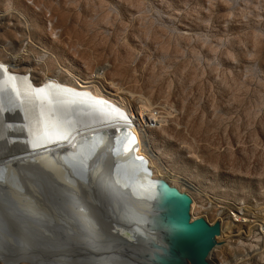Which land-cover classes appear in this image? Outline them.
Here are the masks:
<instances>
[{
  "label": "rangeland",
  "instance_id": "1",
  "mask_svg": "<svg viewBox=\"0 0 264 264\" xmlns=\"http://www.w3.org/2000/svg\"><path fill=\"white\" fill-rule=\"evenodd\" d=\"M0 14L8 69L76 74L153 119L154 175L222 223L210 264H264V0H0Z\"/></svg>",
  "mask_w": 264,
  "mask_h": 264
},
{
  "label": "water",
  "instance_id": "2",
  "mask_svg": "<svg viewBox=\"0 0 264 264\" xmlns=\"http://www.w3.org/2000/svg\"><path fill=\"white\" fill-rule=\"evenodd\" d=\"M118 133L64 151L60 163L40 154L0 165V264H210L221 221L193 218L192 195L154 180L133 151L126 158ZM115 187L133 202L112 198ZM72 192L90 208L93 243Z\"/></svg>",
  "mask_w": 264,
  "mask_h": 264
},
{
  "label": "bare ground",
  "instance_id": "3",
  "mask_svg": "<svg viewBox=\"0 0 264 264\" xmlns=\"http://www.w3.org/2000/svg\"><path fill=\"white\" fill-rule=\"evenodd\" d=\"M21 75L30 76L26 70L8 69L0 62V165L40 154L60 163L66 151L76 154L83 144L93 142L97 134L117 131L126 138V158L133 151L154 180H160L155 172L166 175L158 167L159 154L153 148V119L143 115V108L140 114L132 109L129 112L125 104L117 103L114 96L120 94L118 91L110 90L111 97L107 98L91 88L90 80L76 74L78 83L74 79L71 86H61L49 78L33 84ZM15 144L21 148L16 149ZM90 165L100 174L98 163ZM111 195L124 203L132 200L121 187L113 188ZM70 198L90 237L88 241H94L96 226L89 206L77 192H72ZM137 207L133 206L131 213L138 214ZM235 220L241 217L236 215Z\"/></svg>",
  "mask_w": 264,
  "mask_h": 264
},
{
  "label": "built area",
  "instance_id": "4",
  "mask_svg": "<svg viewBox=\"0 0 264 264\" xmlns=\"http://www.w3.org/2000/svg\"><path fill=\"white\" fill-rule=\"evenodd\" d=\"M1 15V14H0Z\"/></svg>",
  "mask_w": 264,
  "mask_h": 264
}]
</instances>
